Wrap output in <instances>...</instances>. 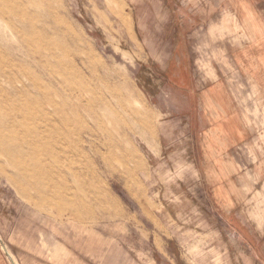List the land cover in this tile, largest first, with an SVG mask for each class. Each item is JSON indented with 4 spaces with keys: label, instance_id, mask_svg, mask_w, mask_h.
I'll return each instance as SVG.
<instances>
[{
    "label": "rangeland",
    "instance_id": "374dc122",
    "mask_svg": "<svg viewBox=\"0 0 264 264\" xmlns=\"http://www.w3.org/2000/svg\"><path fill=\"white\" fill-rule=\"evenodd\" d=\"M240 4L264 16V0H0V264H263ZM218 75L254 131L230 211L198 108Z\"/></svg>",
    "mask_w": 264,
    "mask_h": 264
},
{
    "label": "crops",
    "instance_id": "0c3cea01",
    "mask_svg": "<svg viewBox=\"0 0 264 264\" xmlns=\"http://www.w3.org/2000/svg\"><path fill=\"white\" fill-rule=\"evenodd\" d=\"M257 11L258 8L255 9L254 6L248 7L242 4L235 8L239 20L250 31L246 43L237 44L231 55L238 70L239 79L242 80L243 77L249 83L253 82L256 90L264 97V16ZM218 76L217 80H212L211 84L202 86L198 108H200V116L207 115L211 123L203 143L206 161L213 163L210 176L218 179L227 178L220 181L225 187L227 199L226 201L219 197L218 199L230 211L237 207V203L233 200L234 193L240 189L245 190L241 180L236 183L233 178L247 174V169H244L245 166L242 168V165H245L246 152L250 146H253L254 131L244 119V109L229 80L221 75ZM251 169L264 175V167L254 166ZM247 256L245 251V262L248 259Z\"/></svg>",
    "mask_w": 264,
    "mask_h": 264
},
{
    "label": "bare ground",
    "instance_id": "6f19581e",
    "mask_svg": "<svg viewBox=\"0 0 264 264\" xmlns=\"http://www.w3.org/2000/svg\"><path fill=\"white\" fill-rule=\"evenodd\" d=\"M15 79V78H14ZM18 79V78H17ZM12 81H14L13 79H10L9 80V82H12ZM16 81V80H15ZM18 83V82H17ZM24 85V84H23ZM24 86H26V85H24ZM28 88V87H27ZM28 90V89H27ZM29 92V91H28ZM31 92V91H30ZM9 97V96H8ZM41 97H42V95H41ZM44 97V96H43ZM43 105V104H42ZM43 106H41V108H42ZM46 110V109H45ZM18 111V110H17ZM12 114V113H11ZM42 115V114H41ZM44 115V114H43ZM11 116H13V115H11ZM45 116V115H44ZM12 118V117H11ZM41 118V117H40ZM25 119V118H24ZM47 119V118H46ZM12 120H13V118H12ZM16 120V119H15ZM48 120H49V118H48ZM24 121V120H23ZM42 121V120H41ZM47 121V120H46ZM48 122H50V120L48 121ZM25 123V122H24ZM46 124V123H45ZM30 125H32V123L30 124ZM37 125H38V123H37ZM40 126V125H39ZM47 126V125H46ZM48 127V126H47ZM37 128H38V126H37ZM17 129L19 130L20 128H18L17 127ZM39 129V128H38ZM45 129V128H44ZM41 130H43V129H41ZM46 130V129H45ZM45 130H43V131H45ZM42 131V132H43ZM50 132V131H49ZM44 133V132H43ZM48 133V132H47ZM42 136V135H41ZM38 133H37V131H34V133L32 134V137H34L35 139L36 138H40L41 137ZM31 137V136H30ZM19 138H21V137H19ZM48 138V137H47ZM21 139H23V138H21ZM44 139V138H43ZM24 141V140H23ZM35 145V144H34ZM30 147H32V146H30ZM44 151H45V149H44ZM46 164V163H45ZM35 176V175H34ZM36 178V177H35ZM38 179V178H37ZM39 181V180H38ZM10 254V256H11V259H12V262H13V264H17V262H16V260H15V258H14V256H13V254H11V253H9Z\"/></svg>",
    "mask_w": 264,
    "mask_h": 264
}]
</instances>
